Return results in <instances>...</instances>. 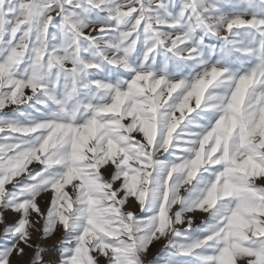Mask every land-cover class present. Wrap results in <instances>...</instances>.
Segmentation results:
<instances>
[{
    "label": "snow or ice",
    "instance_id": "snow-or-ice-1",
    "mask_svg": "<svg viewBox=\"0 0 264 264\" xmlns=\"http://www.w3.org/2000/svg\"><path fill=\"white\" fill-rule=\"evenodd\" d=\"M0 264H264V0H0Z\"/></svg>",
    "mask_w": 264,
    "mask_h": 264
},
{
    "label": "rangeland",
    "instance_id": "rangeland-1",
    "mask_svg": "<svg viewBox=\"0 0 264 264\" xmlns=\"http://www.w3.org/2000/svg\"><path fill=\"white\" fill-rule=\"evenodd\" d=\"M197 222H199V220ZM52 243L53 242H49V245H48L49 248L52 247ZM161 246L162 245L160 244H156L155 246L151 248L150 255L148 257L149 260H151L156 255V253L160 250ZM51 258H52L51 256H46V259H51Z\"/></svg>",
    "mask_w": 264,
    "mask_h": 264
}]
</instances>
